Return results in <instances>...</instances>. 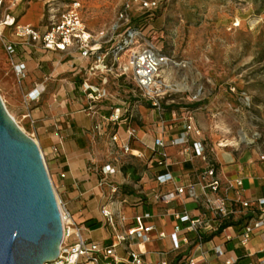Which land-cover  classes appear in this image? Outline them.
<instances>
[{
	"label": "crops",
	"instance_id": "0c3cea01",
	"mask_svg": "<svg viewBox=\"0 0 264 264\" xmlns=\"http://www.w3.org/2000/svg\"><path fill=\"white\" fill-rule=\"evenodd\" d=\"M31 4L14 9L15 16L22 12L18 23L43 26L44 4L39 15L36 10L28 14ZM5 37L15 47L11 56L5 51V62H9L16 76L13 65L26 66L25 76L19 81V103L13 102L14 110H19L21 120L41 148L61 209L82 228L88 241L109 245L136 215L149 213L151 218L146 223L156 226L149 233L151 240L132 248L144 255L145 264L177 260L169 237L174 225L179 223L175 214L187 212L192 218L204 221L213 217L203 206L204 190L198 180L210 163L216 165L223 181L243 179L245 199L264 196V160H261L264 150L239 148L236 141L233 146L217 143L197 109L173 108L160 113L147 102L139 101L132 110L133 118L115 124L111 120L115 109H123L134 100L133 89L123 87L129 83L118 76L116 68L104 73L95 71L93 61L81 57L79 51L46 50L8 29ZM83 83L91 85L95 92L85 91ZM130 126L136 130L132 138L127 134ZM113 135L118 137L116 142L112 141ZM161 135L166 142V165L159 164L162 158L155 145ZM180 136H186L189 143H171ZM194 142L203 144L205 158L186 153ZM126 143L129 152L123 148ZM107 165L116 172L104 174L102 169ZM168 172L173 175V181L160 183L158 176ZM181 186L186 187L185 192L171 203L158 199ZM229 196L235 197L234 191ZM103 207L113 214L114 226L102 215ZM161 231L168 236L160 238ZM226 232L235 235L232 230ZM226 232H214L211 244L193 250L195 256L200 251L198 259L203 257V252L212 257L213 252H207L212 244H223L224 258L246 254L255 260L264 248V230L258 231L246 247L236 237L224 243ZM123 246H118L117 252L125 258ZM182 247L187 251L181 256L191 250L186 244ZM84 262L82 259L81 264Z\"/></svg>",
	"mask_w": 264,
	"mask_h": 264
},
{
	"label": "built area",
	"instance_id": "2783aa9c",
	"mask_svg": "<svg viewBox=\"0 0 264 264\" xmlns=\"http://www.w3.org/2000/svg\"><path fill=\"white\" fill-rule=\"evenodd\" d=\"M35 0H0V44L11 56L15 52L13 42L7 41L5 31L8 29L15 35L27 38L31 42L39 43L44 49L56 52L79 51L81 57L93 61V70L99 72H110L116 68L119 77L125 82L132 84L134 100L127 106L115 109L111 116L112 122L120 124L128 122L133 118V108L139 101L147 102L151 107L160 113L164 111L163 100L169 91V87L164 79L159 75L170 59L164 53L163 48L157 43L144 38L143 27L140 24L132 25L129 20V5L120 12L121 28L125 26L123 34L117 35L116 39L109 40L108 47H104L107 40L105 34H98L90 31L82 17L84 0H60L58 5L55 0L44 1V17L49 19L43 26L20 25L17 16L13 11L19 6L24 8ZM158 0H142V9L148 21L154 17V12L158 9ZM115 28V30H117ZM14 71L19 78L25 76L26 66L24 63L13 65ZM85 91L95 92L91 85L83 83ZM38 95L35 96L38 97ZM198 99V96H194ZM189 117L188 119H190ZM130 138L134 137L136 130L130 126L127 129ZM118 140L117 135L112 136V141ZM174 145L188 144L186 136H180L171 141ZM155 145L159 148L161 160L159 164L166 165L167 153L165 151L166 142L164 136L157 137ZM125 152L130 151L128 143L124 145ZM186 153L205 158V147L201 142L192 143ZM264 160V154L261 155ZM104 174L116 172L114 167L107 165L102 169ZM158 181L162 184L173 181V175L168 172L158 176ZM200 184L204 190L203 206L206 211L212 214V218L201 220L192 218L187 212L175 214L179 223L174 225L172 233L169 235L172 242V252L176 253L177 260L161 261L157 264H264V248L259 252L255 260H250L249 256L243 254L237 257L224 258L225 250L223 244H212L207 251H212L213 256L207 257L203 252V257L198 259L193 250L202 249L203 246L211 244L214 232L220 230L226 232L227 243L233 238L238 239V243L246 247L252 237L261 230H264V196L258 199H245L243 197V179L234 178L223 181L214 163H210L205 171L198 176ZM186 187H176L173 191L158 197L162 202L169 204L178 196L183 194ZM234 191L235 197L231 198L229 192ZM194 195V194H193ZM60 206V204H59ZM101 213L107 218V223L114 226L115 218L105 207ZM63 240L58 256L44 264H145L144 255L132 248L136 244H144L151 240L149 233L156 229L155 225L147 224L146 220L151 218L149 213L139 214L134 217L131 224L127 225L122 232L112 238L109 245H103L88 241L82 234V228L77 226L71 219L68 212H62ZM124 220V217L122 218ZM193 234V235H191ZM166 232H159L160 238H166ZM124 245L126 257L122 258L117 252V247ZM191 247L187 254V248ZM181 256V257H180Z\"/></svg>",
	"mask_w": 264,
	"mask_h": 264
},
{
	"label": "rangeland",
	"instance_id": "374dc122",
	"mask_svg": "<svg viewBox=\"0 0 264 264\" xmlns=\"http://www.w3.org/2000/svg\"><path fill=\"white\" fill-rule=\"evenodd\" d=\"M158 3L148 21L142 0H85L82 17L91 31L105 34L104 47H108L111 38L123 34L125 26L116 27L120 12L129 5L131 24L141 23L144 38L162 47L170 59V65L164 66L170 77L161 76L170 86L163 108L197 109L217 143L232 139L239 148L264 150V0ZM48 19L46 15L45 23ZM5 55L0 44V96L16 123L32 137L19 110H14L21 78L5 62ZM179 83L184 89L178 88ZM126 86L133 89L130 83ZM200 255L199 251L197 258Z\"/></svg>",
	"mask_w": 264,
	"mask_h": 264
},
{
	"label": "water",
	"instance_id": "95a60500",
	"mask_svg": "<svg viewBox=\"0 0 264 264\" xmlns=\"http://www.w3.org/2000/svg\"><path fill=\"white\" fill-rule=\"evenodd\" d=\"M63 221L39 144L7 111L0 96V264L55 259Z\"/></svg>",
	"mask_w": 264,
	"mask_h": 264
},
{
	"label": "bare ground",
	"instance_id": "6f19581e",
	"mask_svg": "<svg viewBox=\"0 0 264 264\" xmlns=\"http://www.w3.org/2000/svg\"><path fill=\"white\" fill-rule=\"evenodd\" d=\"M43 4H44V2L42 1V0H37V1H33L32 2V4H31V7L29 8V10H28V14H30V13H32L33 11H35L36 10V12H37V14L39 15V14H41L42 12V7H43ZM237 25H240V23H238ZM168 66L170 65V63H168L167 64ZM159 75L160 76H162V77H166V79L167 78H169L170 77V70H169V68H163L161 71H160V73H159ZM178 88L179 89H184V84L183 83H179L178 84ZM13 118H14V120L17 122V120L15 119V117L14 116H12ZM19 127L22 129V127L19 125ZM34 139V138H33ZM244 139V138H243ZM35 140V139H34ZM36 141V140H35ZM37 142V141H36ZM236 143L234 142V141H223V142H221V145L222 146H233V145H235ZM56 192V191H55ZM56 196H57V200H58V202H59V198H58V195H57V193H56ZM60 209H61V207H60ZM63 212V210L61 209V213Z\"/></svg>",
	"mask_w": 264,
	"mask_h": 264
}]
</instances>
